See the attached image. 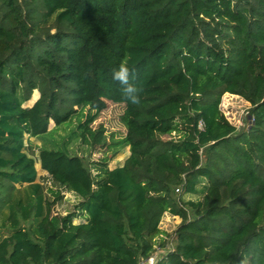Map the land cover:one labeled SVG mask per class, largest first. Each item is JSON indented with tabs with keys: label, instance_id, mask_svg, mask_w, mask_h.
<instances>
[{
	"label": "trees",
	"instance_id": "1",
	"mask_svg": "<svg viewBox=\"0 0 264 264\" xmlns=\"http://www.w3.org/2000/svg\"><path fill=\"white\" fill-rule=\"evenodd\" d=\"M33 1L68 30L35 56L15 28L26 37L35 28L19 0H0V264H264V0ZM26 53L46 73L30 107L39 86ZM121 61L143 89L138 104L112 79ZM225 93L251 104L247 128L221 109ZM109 103L125 106L127 133L108 147L130 155L91 166L68 143L106 145L92 123ZM74 115L62 147L39 150L42 170L80 197L52 214L62 192L47 198L25 136ZM166 212L182 218L173 234L160 228Z\"/></svg>",
	"mask_w": 264,
	"mask_h": 264
},
{
	"label": "rangeland",
	"instance_id": "2",
	"mask_svg": "<svg viewBox=\"0 0 264 264\" xmlns=\"http://www.w3.org/2000/svg\"><path fill=\"white\" fill-rule=\"evenodd\" d=\"M20 2V18L25 20L27 24L34 28V32L30 34L29 37H26L21 32V27L17 26L16 31L21 34V39L23 40V44L26 49L32 51L35 56L41 54L42 51L48 47L52 48V45L47 42L50 33H55L58 31H67V27H61L57 21V14H54L50 20L46 19L45 10L40 1L33 0H19ZM6 13L5 10L0 11V17L4 16ZM26 62L29 63L27 67V79L30 75H34V79H37V84L39 86L38 90H34L32 97L25 101L23 105L25 107H30L39 96L41 95V90L46 88L44 85V79L46 78V73L44 69L39 66L34 57L30 56L26 53ZM31 57V58H30ZM16 64H11V67ZM63 98L69 99L68 93L63 92L61 95ZM62 110L68 108V104H64L60 106ZM251 104L241 96L232 95L229 93H225L222 97L221 108L229 121L233 123L238 129H244L249 126V108ZM125 106L123 104H115L109 103L108 107L101 111L97 117V119L92 123V127L94 129L98 128L100 125H103L106 129V137L107 144L97 146L96 148H92L87 144L83 143V141L79 138H73L68 143V148L71 153L82 156L89 165H93V163H102L105 159H107V164L110 168H114L115 166L124 164L125 160L130 155V146H125L119 148L117 146L109 148L108 145L118 142L122 139L126 133L127 128L121 120V116L124 113ZM83 119V118H81ZM80 119L77 115H74L72 119L68 122L63 123L61 126L57 127L54 120H50L49 130L51 132L42 134L39 137H33L26 135L25 136V144L26 151L31 154L34 158L37 159L36 167L38 169V179L37 181L43 185L44 192L51 201L54 200V196L50 193L49 189H60L62 192V199L56 202L52 207V214L65 215L74 210L75 205L80 201V197L73 191H68L64 187L60 186L56 181L52 179L48 172L42 170L40 163H38L39 150L43 146H47L49 148H59L62 147V144L66 142L68 137L72 135V132L78 126ZM164 136V138H166ZM57 142L56 144H53ZM119 149L115 152L114 149ZM92 168H95L94 166ZM20 187V185H17ZM7 210V209H5ZM3 217H0V223ZM83 219H75V223L83 222ZM182 218L175 217L172 214H166L162 217L160 225L165 227L167 230H171L168 232L173 234L178 226L181 224ZM161 228V227H160ZM162 229V228H161ZM7 231L5 229L0 228V234L5 235ZM169 243L167 244L170 248H173L175 243L174 236L168 239ZM157 248V252H164V248H161L159 243L155 246ZM247 264V263H244Z\"/></svg>",
	"mask_w": 264,
	"mask_h": 264
},
{
	"label": "clouds",
	"instance_id": "3",
	"mask_svg": "<svg viewBox=\"0 0 264 264\" xmlns=\"http://www.w3.org/2000/svg\"><path fill=\"white\" fill-rule=\"evenodd\" d=\"M112 79L123 87V94L128 101L132 104L140 102V93L143 89L135 82L134 73L126 61H121L119 67L113 70Z\"/></svg>",
	"mask_w": 264,
	"mask_h": 264
},
{
	"label": "crops",
	"instance_id": "4",
	"mask_svg": "<svg viewBox=\"0 0 264 264\" xmlns=\"http://www.w3.org/2000/svg\"><path fill=\"white\" fill-rule=\"evenodd\" d=\"M202 187V186H201ZM199 190H201V188L199 189ZM199 194L197 193V194H184L183 195V198L185 199V200H190V199H197L199 196H198ZM172 214V213H170V212H166L164 215H163V217L166 215V214ZM173 216H175V217H180L179 215H174V214H172ZM160 227L163 229V230H165V231H167V232H171V230H167V229H165V227H163L162 225H160Z\"/></svg>",
	"mask_w": 264,
	"mask_h": 264
},
{
	"label": "built area",
	"instance_id": "5",
	"mask_svg": "<svg viewBox=\"0 0 264 264\" xmlns=\"http://www.w3.org/2000/svg\"><path fill=\"white\" fill-rule=\"evenodd\" d=\"M229 94H230V93H229ZM232 95H234V94H232ZM221 109H222V108H221ZM251 121H253V119H252L251 116H249V123H251ZM232 124H233V123H232ZM201 125H202V124H201ZM176 191L179 192V191H180V188H177ZM153 261H154V258H150V262H153ZM139 264H146V262L143 261V260H141Z\"/></svg>",
	"mask_w": 264,
	"mask_h": 264
},
{
	"label": "water",
	"instance_id": "6",
	"mask_svg": "<svg viewBox=\"0 0 264 264\" xmlns=\"http://www.w3.org/2000/svg\"><path fill=\"white\" fill-rule=\"evenodd\" d=\"M242 130H243V128H242Z\"/></svg>",
	"mask_w": 264,
	"mask_h": 264
}]
</instances>
